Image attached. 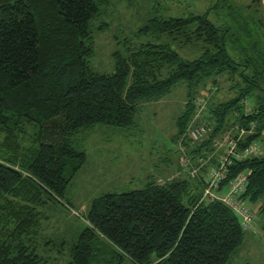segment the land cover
Wrapping results in <instances>:
<instances>
[{
    "label": "trees",
    "instance_id": "1",
    "mask_svg": "<svg viewBox=\"0 0 264 264\" xmlns=\"http://www.w3.org/2000/svg\"><path fill=\"white\" fill-rule=\"evenodd\" d=\"M260 4L251 0L248 7L256 9L246 16L231 6L232 22L221 24L208 10L155 14L118 41L114 70L100 72L90 65V24L107 12L108 0H0V264H122L126 258L135 264H230L247 230L256 225L264 233V147L258 155L232 156L212 189L228 192L232 180L248 172L240 199L255 206L249 207L255 213L249 227L219 197H203L209 170L225 151L216 143L226 133L238 138L240 128L247 130L239 152L257 141L264 145ZM189 44L201 46L199 56L179 53ZM181 84L186 101L176 138L188 147L182 155L194 162L211 156L207 163L191 175L180 162L184 177L96 197L75 241L61 242L55 252L44 248L51 240L42 245L41 208L64 195L87 160L79 133L101 123L132 126L142 102ZM203 95L210 101L206 97L197 116ZM204 122L203 136L188 135Z\"/></svg>",
    "mask_w": 264,
    "mask_h": 264
},
{
    "label": "rangeland",
    "instance_id": "2",
    "mask_svg": "<svg viewBox=\"0 0 264 264\" xmlns=\"http://www.w3.org/2000/svg\"><path fill=\"white\" fill-rule=\"evenodd\" d=\"M219 1L221 6L217 10L208 9ZM250 1L108 0L107 12L90 24L91 41L95 49L90 65L100 72L113 71V52L121 46L118 41H123L137 31L155 14L188 15L208 10L210 18L221 24L232 22L229 20L231 6L240 16H246L256 9L248 7ZM258 7L264 8V0H261ZM252 13L255 16L261 15L257 11ZM103 22H107L108 26L101 28ZM201 51L200 45L189 44L179 48V53L189 59L199 56ZM185 101L186 88L181 84L160 99L142 102L136 123L132 126L118 127L101 123L79 133L78 138L83 142L81 147L86 151L87 160L70 180L64 195L49 200L41 208L42 245L46 240H51L44 248H53L55 252L61 242L75 241L96 197L109 192L143 188L150 181H166L185 176L180 160L182 150L187 145L181 146L180 140L176 138L179 132L177 119ZM230 132L235 134V130ZM186 169L189 170L188 167ZM245 204L255 207L248 202ZM67 256L68 248L62 258L66 259ZM233 257L230 264H264V233L259 231L258 226L254 225L247 230L244 243ZM122 264L135 263L126 258Z\"/></svg>",
    "mask_w": 264,
    "mask_h": 264
},
{
    "label": "built area",
    "instance_id": "3",
    "mask_svg": "<svg viewBox=\"0 0 264 264\" xmlns=\"http://www.w3.org/2000/svg\"><path fill=\"white\" fill-rule=\"evenodd\" d=\"M210 96H200L198 97L196 104H198V110H197V116L199 113L201 114L202 111L205 109L206 100ZM210 101V100H209ZM253 128V127H252ZM207 124L205 122L201 125L196 126L193 129H188V135H190L194 140L199 139L201 136H203L207 131ZM240 133L238 138H232L231 133H226L222 141H218L216 143L217 147L225 148L224 153H222L218 159V162L216 166H213L209 170V174L207 176V187L205 188L203 197L204 198H216L215 194L212 192V189L217 188L219 183L224 179L227 170L228 165L232 161V156H235L237 159H243L252 155H258L262 148L264 147L263 143L261 141H257L252 143L250 146H247L245 149H243L242 152H239L237 147L238 140L244 135L247 130L243 127L239 129ZM264 136V131H263ZM211 158V156H208L207 159H204L203 157H200L197 162L190 161V159L182 155L181 157V164L184 167H188L190 170L191 175H196L198 171L207 163V161ZM198 164V165H197ZM248 172L243 171L240 174H238L230 183L228 187V192L224 195L219 197L223 202L228 204L231 208H233L236 212H238L242 218H243V225L245 227H249L254 219H255V213L253 209L249 208L241 199L240 195L245 192L247 185H248Z\"/></svg>",
    "mask_w": 264,
    "mask_h": 264
},
{
    "label": "crops",
    "instance_id": "4",
    "mask_svg": "<svg viewBox=\"0 0 264 264\" xmlns=\"http://www.w3.org/2000/svg\"><path fill=\"white\" fill-rule=\"evenodd\" d=\"M227 193V190H215L214 191V194H215V196H217V197H221V196H223V195H225Z\"/></svg>",
    "mask_w": 264,
    "mask_h": 264
}]
</instances>
